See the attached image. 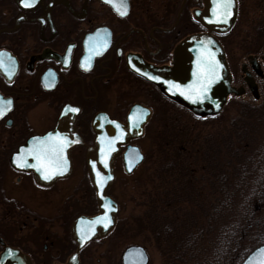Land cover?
<instances>
[{"label":"flooded vegetation","instance_id":"af4514ba","mask_svg":"<svg viewBox=\"0 0 264 264\" xmlns=\"http://www.w3.org/2000/svg\"><path fill=\"white\" fill-rule=\"evenodd\" d=\"M124 2L122 16L121 0H36L33 7L0 0V97L12 101L0 117V264H167L159 238L166 228L155 233L154 222L164 219L166 197L139 195L154 184L155 169L166 174V139L192 142L199 128H218L243 106H264V0H233L227 23L214 15L217 0ZM199 35L222 46L235 92L215 118H198L167 95L173 79L165 71L176 50ZM117 125L131 139L114 164L108 196L119 211L107 228L87 222L101 214L88 155ZM49 135L71 143L63 150L66 170L45 179L28 166L37 161L27 150ZM132 148L143 162L128 173L124 156ZM22 149L26 166L18 167ZM177 150L192 160L178 164L181 181L191 183L195 149Z\"/></svg>","mask_w":264,"mask_h":264},{"label":"trees","instance_id":"16d2710c","mask_svg":"<svg viewBox=\"0 0 264 264\" xmlns=\"http://www.w3.org/2000/svg\"><path fill=\"white\" fill-rule=\"evenodd\" d=\"M171 137L163 145L165 176L155 169L154 184L139 187V195L166 197L164 219L153 221L155 233L166 228L159 238L167 264H242L264 245V106H243L218 128H199L192 142ZM178 147L195 149L191 183L178 174V164L192 161Z\"/></svg>","mask_w":264,"mask_h":264},{"label":"water","instance_id":"95a60500","mask_svg":"<svg viewBox=\"0 0 264 264\" xmlns=\"http://www.w3.org/2000/svg\"><path fill=\"white\" fill-rule=\"evenodd\" d=\"M176 56L174 66L165 71L167 78L173 79V85L167 95L197 117L212 118L220 115L228 102V97L235 92L231 87V74L225 52L218 40L209 35L195 36L176 50ZM209 63L214 66L213 71H209ZM177 75H181L184 79L177 82ZM208 80H210V84L207 87L206 98H198L192 94V90L199 88L202 83ZM175 82L177 83L175 84ZM189 96L192 98H188ZM193 99L196 100L195 103H193ZM131 126H134L132 122L128 127ZM128 127L119 126L117 132L110 129L102 132L98 136L96 146L88 155V162L92 165L90 166L91 179L97 192L101 214L96 219L87 222L94 223L98 218L105 216L110 218V228L116 222L119 207L108 196V193L115 182L114 164L120 156V147L127 144L131 139V137L123 136ZM140 129L142 131V125ZM132 149L133 151L129 150L124 156V166L128 173L143 162V155L139 150ZM137 157L142 158L137 159ZM130 168L131 170H129ZM99 225L103 226L104 224L100 223ZM261 250H264V245L249 254L242 264L260 261L262 259Z\"/></svg>","mask_w":264,"mask_h":264},{"label":"snow or ice","instance_id":"6c2138e0","mask_svg":"<svg viewBox=\"0 0 264 264\" xmlns=\"http://www.w3.org/2000/svg\"><path fill=\"white\" fill-rule=\"evenodd\" d=\"M24 7H33L36 3V0H21ZM106 2H110V0H106ZM233 7V0H217L216 9H214V15H218L220 19L224 23H227V17H230L232 15L231 9ZM120 13V15H126L127 14V5L124 2V0H121V5L117 9ZM219 10V11H217ZM7 61L9 63L14 64V61L10 56H7ZM5 65V54L0 53V67H4ZM209 71L214 70V66L209 63L208 65ZM10 74V70H9ZM210 84V80H208L205 83H202L199 88L192 90V94L197 96L198 98H206L207 94V87ZM178 87V86H176ZM188 98H192L189 96ZM196 100L193 99V103H195ZM12 101L10 99L5 100L3 97H0V117H3V115L6 114L7 111L11 110ZM66 111L70 112H78V108L69 107L66 109ZM119 127V125H117ZM68 143H71V141H68L66 138L62 137H53L52 135H49L45 140H35L34 145L38 144L41 147L34 148L31 150H27V154L33 155V158L37 161L36 165H28L31 167H36L37 171H41L43 173H46L44 175L45 179L51 178L52 175L59 173L63 174V172L67 168V161L63 157V150L64 146ZM22 155H17L15 158V162L18 167H24L26 166V160L24 159L23 153H25V150H21ZM142 157H137V159H141ZM107 166V165H105ZM95 168V165H93ZM131 170V168L129 169ZM99 176V173H97ZM109 217H100L97 219L96 223H103L105 227H107L108 223H110ZM86 237L84 235H81V240L83 241ZM261 257L262 259L260 261H250V264H264V250H261Z\"/></svg>","mask_w":264,"mask_h":264},{"label":"rangeland","instance_id":"374dc122","mask_svg":"<svg viewBox=\"0 0 264 264\" xmlns=\"http://www.w3.org/2000/svg\"><path fill=\"white\" fill-rule=\"evenodd\" d=\"M125 195V197H126V194H124Z\"/></svg>","mask_w":264,"mask_h":264}]
</instances>
